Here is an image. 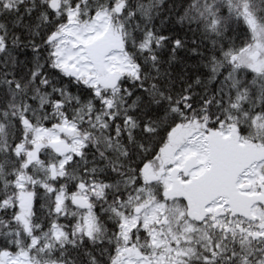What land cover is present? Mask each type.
Listing matches in <instances>:
<instances>
[{
  "label": "snow or ice",
  "instance_id": "obj_1",
  "mask_svg": "<svg viewBox=\"0 0 264 264\" xmlns=\"http://www.w3.org/2000/svg\"><path fill=\"white\" fill-rule=\"evenodd\" d=\"M0 264H264V0H0Z\"/></svg>",
  "mask_w": 264,
  "mask_h": 264
},
{
  "label": "trees",
  "instance_id": "obj_2",
  "mask_svg": "<svg viewBox=\"0 0 264 264\" xmlns=\"http://www.w3.org/2000/svg\"><path fill=\"white\" fill-rule=\"evenodd\" d=\"M179 131H180V134L179 135L176 134V136H175V138L173 140V143L169 146L168 150L165 153L166 162L175 161L177 159V157H180L181 152H176V148L179 146L180 143L183 142V140H184V138L186 136L190 135L191 132L194 131V129L191 128V127H188L187 129H181ZM233 155L235 156V159L239 158L238 155L235 154L234 152H233ZM223 165H220V163H218L216 175H215L214 179L211 181V183H205V184H200V185L195 186L194 191L198 195L205 194L214 185L215 186H220L221 184L222 185L224 184L227 176L230 174V172H231L232 168L234 167L235 163H232L231 166H228L229 168H227V169H224L222 167ZM213 183H214V185H213Z\"/></svg>",
  "mask_w": 264,
  "mask_h": 264
},
{
  "label": "rangeland",
  "instance_id": "obj_3",
  "mask_svg": "<svg viewBox=\"0 0 264 264\" xmlns=\"http://www.w3.org/2000/svg\"><path fill=\"white\" fill-rule=\"evenodd\" d=\"M179 134H180V131L177 133V135H179ZM222 143H223V141H221V140H217V139H214V138H209L208 144H207V150H208V152L213 156V153H216L218 150H222L223 149L222 148ZM181 156H184V152H181L180 157ZM180 157H177V159H179ZM184 159L185 160H188V157L187 156H184ZM196 162L197 161H196L195 158H193V159H191L189 161L190 164H195Z\"/></svg>",
  "mask_w": 264,
  "mask_h": 264
},
{
  "label": "flooded vegetation",
  "instance_id": "obj_4",
  "mask_svg": "<svg viewBox=\"0 0 264 264\" xmlns=\"http://www.w3.org/2000/svg\"><path fill=\"white\" fill-rule=\"evenodd\" d=\"M221 158L225 159V156H221ZM215 160H218V159H215Z\"/></svg>",
  "mask_w": 264,
  "mask_h": 264
},
{
  "label": "water",
  "instance_id": "obj_5",
  "mask_svg": "<svg viewBox=\"0 0 264 264\" xmlns=\"http://www.w3.org/2000/svg\"><path fill=\"white\" fill-rule=\"evenodd\" d=\"M111 44V42H109Z\"/></svg>",
  "mask_w": 264,
  "mask_h": 264
}]
</instances>
